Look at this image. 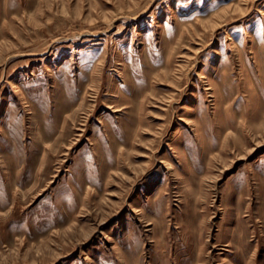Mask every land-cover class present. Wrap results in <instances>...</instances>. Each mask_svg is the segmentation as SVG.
Returning <instances> with one entry per match:
<instances>
[{
    "label": "rangeland",
    "instance_id": "374dc122",
    "mask_svg": "<svg viewBox=\"0 0 264 264\" xmlns=\"http://www.w3.org/2000/svg\"><path fill=\"white\" fill-rule=\"evenodd\" d=\"M0 264H264V0H0Z\"/></svg>",
    "mask_w": 264,
    "mask_h": 264
}]
</instances>
